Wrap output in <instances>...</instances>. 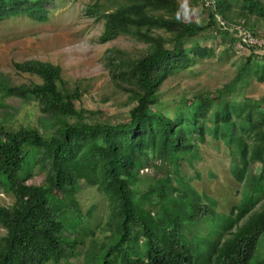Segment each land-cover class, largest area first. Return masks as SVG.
I'll return each instance as SVG.
<instances>
[{
    "label": "trees",
    "instance_id": "obj_1",
    "mask_svg": "<svg viewBox=\"0 0 264 264\" xmlns=\"http://www.w3.org/2000/svg\"><path fill=\"white\" fill-rule=\"evenodd\" d=\"M110 1L118 5L111 11L96 1L84 12L102 20L98 42L127 36L140 44L105 55L111 81L127 94L124 120L77 109L80 86L68 87L48 62L13 63L39 84L0 77V106L34 100L41 112L36 126L0 122V190L14 198L0 205V264H76L79 226L89 231L76 198L81 183L102 194L110 218L109 236L92 239L90 260L87 251L80 264H264V95L257 102L242 88L248 73L264 84V53L256 58L258 49L237 35L241 28L264 38V0H213L208 7L192 0L206 21L190 18L193 11L185 13L177 0ZM55 2L0 0V21L44 23ZM208 35L228 37L250 53L221 87L184 92L171 114L167 104L158 110L167 79L214 55L201 44ZM208 138L225 146L228 171L242 184L228 213H218L217 201L199 195L182 173L184 164L194 168L202 160ZM35 171L43 181L28 184Z\"/></svg>",
    "mask_w": 264,
    "mask_h": 264
},
{
    "label": "rangeland",
    "instance_id": "obj_2",
    "mask_svg": "<svg viewBox=\"0 0 264 264\" xmlns=\"http://www.w3.org/2000/svg\"><path fill=\"white\" fill-rule=\"evenodd\" d=\"M96 1L108 11L118 6L110 0H56L50 8L48 21L44 23L34 22L26 17H12L0 21V77H8L13 85L29 82L39 84V78L16 72L13 63L31 59L48 62L60 68L61 77L67 81L68 87L80 86L82 95L74 101L77 109L98 110L105 119L121 121L128 113L129 107L125 105L128 98L111 81L105 55L111 49L131 51L140 47V44L127 36H118L106 43L98 42L103 29L102 20L97 21L94 16L84 12L86 4H94ZM177 1L185 13L189 9L193 11L190 18L207 20V14L201 11L199 4L193 6L192 0ZM200 40L203 47L213 49L214 55L200 59L188 70L167 79L159 94L163 104L159 105L158 110L167 104L168 113L171 114L176 104L174 101L184 92L221 87L232 78L239 63L250 53L239 43L231 45L228 37L214 39L208 35ZM263 53V50H257L255 57L260 58ZM242 88L246 96L257 102L264 95V84L257 82L251 73L245 76ZM226 96L224 94L222 101L227 100ZM0 112L4 113L2 117L0 115L1 123L10 119L19 125L36 126L41 120L40 106L34 100L23 103L20 100L6 99L3 106H0ZM211 140L208 138L202 145V160L195 159L194 168L184 164L182 173L199 195L206 194L217 201L215 210L218 213H228L230 207L241 198L242 184L236 182L228 171L229 158L225 146ZM161 165L167 166L166 163ZM148 173L151 174V171L148 170ZM44 177V173L35 171L27 183L38 185ZM81 185L82 189L77 192L76 198L82 214L86 215L89 231L79 226L78 237L83 245L77 249L78 257L71 259L76 264L82 262L87 251L89 252L85 260H90L91 250L88 247L92 239L102 241L105 236H109L107 223L110 212L105 198L95 188L87 187L84 183ZM56 197L65 201L60 193H56ZM13 201L10 193L0 190V205L10 206ZM201 201L206 203L203 198ZM88 212H91V216H87ZM66 221L68 229L75 227L72 218L66 217ZM3 233L0 226V236ZM261 252L264 255V248Z\"/></svg>",
    "mask_w": 264,
    "mask_h": 264
},
{
    "label": "built area",
    "instance_id": "obj_3",
    "mask_svg": "<svg viewBox=\"0 0 264 264\" xmlns=\"http://www.w3.org/2000/svg\"><path fill=\"white\" fill-rule=\"evenodd\" d=\"M204 6L208 7L213 5V0H203ZM237 35L240 38L241 42L250 47H254L258 50L264 51V38H256L252 36L248 31L238 28Z\"/></svg>",
    "mask_w": 264,
    "mask_h": 264
}]
</instances>
